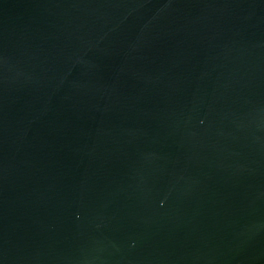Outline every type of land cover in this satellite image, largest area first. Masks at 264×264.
Returning <instances> with one entry per match:
<instances>
[{
	"label": "water",
	"instance_id": "obj_1",
	"mask_svg": "<svg viewBox=\"0 0 264 264\" xmlns=\"http://www.w3.org/2000/svg\"><path fill=\"white\" fill-rule=\"evenodd\" d=\"M0 264H264V0H0Z\"/></svg>",
	"mask_w": 264,
	"mask_h": 264
}]
</instances>
